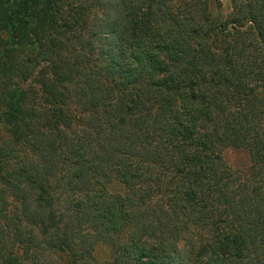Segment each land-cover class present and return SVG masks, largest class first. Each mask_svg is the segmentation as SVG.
<instances>
[{
    "label": "trees",
    "instance_id": "1",
    "mask_svg": "<svg viewBox=\"0 0 264 264\" xmlns=\"http://www.w3.org/2000/svg\"><path fill=\"white\" fill-rule=\"evenodd\" d=\"M222 8L0 0V264H264V0Z\"/></svg>",
    "mask_w": 264,
    "mask_h": 264
},
{
    "label": "rangeland",
    "instance_id": "2",
    "mask_svg": "<svg viewBox=\"0 0 264 264\" xmlns=\"http://www.w3.org/2000/svg\"><path fill=\"white\" fill-rule=\"evenodd\" d=\"M223 3V15L226 16L231 12V0H222ZM226 158L234 166H247L249 164V157L243 151H229L226 154ZM111 251L108 246H99L96 251V256L100 260H109L111 257ZM48 264H61L56 257H52L47 260Z\"/></svg>",
    "mask_w": 264,
    "mask_h": 264
}]
</instances>
